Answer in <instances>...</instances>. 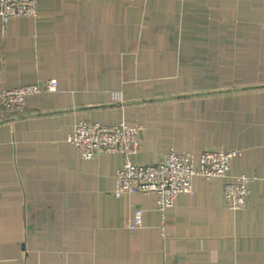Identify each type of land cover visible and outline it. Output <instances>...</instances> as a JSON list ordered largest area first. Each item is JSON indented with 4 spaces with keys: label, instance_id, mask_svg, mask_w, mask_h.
Returning <instances> with one entry per match:
<instances>
[{
    "label": "crops",
    "instance_id": "crops-1",
    "mask_svg": "<svg viewBox=\"0 0 264 264\" xmlns=\"http://www.w3.org/2000/svg\"><path fill=\"white\" fill-rule=\"evenodd\" d=\"M55 78L27 113L1 93ZM80 121L142 124L134 162L237 149L226 178H194L166 212L116 196L122 154L84 158ZM253 177L231 209L225 180ZM144 226H127L135 210ZM0 264H264V0H39L0 15Z\"/></svg>",
    "mask_w": 264,
    "mask_h": 264
},
{
    "label": "built area",
    "instance_id": "built-area-1",
    "mask_svg": "<svg viewBox=\"0 0 264 264\" xmlns=\"http://www.w3.org/2000/svg\"><path fill=\"white\" fill-rule=\"evenodd\" d=\"M39 0H0V15L4 23L15 16H37ZM58 88L55 78L27 84L1 93L4 108L8 113L17 116L27 113V99L44 91ZM143 125H131L125 121L105 124L98 121H80L67 140L79 148L84 158H92L101 154H122L124 163L117 170L116 196L140 191L157 196V207L162 219V233L167 235L166 212L174 205L181 193H192L194 178L197 175L207 180L226 178L232 161L238 153L237 149L207 148L201 152L198 161L190 152L167 151L156 163L134 162L130 155L137 152ZM253 177L246 174L235 175L223 184V193L231 209H241L246 205L250 193L249 184ZM145 210L138 207L134 217L127 226L137 229L144 226Z\"/></svg>",
    "mask_w": 264,
    "mask_h": 264
}]
</instances>
